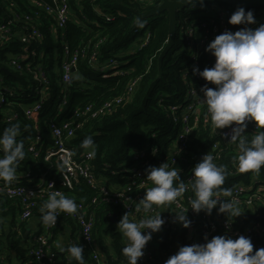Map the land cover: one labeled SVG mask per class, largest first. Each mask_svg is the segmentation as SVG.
<instances>
[{"label": "trees", "instance_id": "obj_1", "mask_svg": "<svg viewBox=\"0 0 264 264\" xmlns=\"http://www.w3.org/2000/svg\"><path fill=\"white\" fill-rule=\"evenodd\" d=\"M38 1L43 7L34 8L28 0H0V20L6 17L10 19L15 13L20 18L25 15L37 17L36 13L41 15L36 23L42 34V40L34 43L38 53L31 60L35 65L43 68L48 79L47 88L50 99L39 120L44 139L49 141L51 138V123L61 126L73 119V111L77 108L92 105L97 109L106 101L124 97L132 82L139 79L130 98L122 101L106 115L88 120L84 127L76 132L71 146L77 149L78 155H82L86 150L80 147L81 142L85 137L91 136L96 145V155L93 159L94 173L106 177H113L110 171H120L128 167L131 164L132 153L141 149L152 135H156L157 143L166 149L165 146L169 143L167 139L174 140L181 126L180 123L173 122L172 107H179L174 112L176 117L183 115L184 109L192 102L189 103L191 98L188 99L190 91H199L201 86L191 73L185 76L186 70L188 71L192 64L191 53L183 47L179 39V28L181 25H196L212 16L216 17L215 22H218L219 17L217 14L214 15L213 11L216 6L230 10L229 20L233 14L231 6L222 3L221 0H211L204 1L203 5L198 3L195 7L189 5L179 11L174 45L159 64V55L169 40L168 13L163 12L141 19L144 24L142 28L137 27L135 22L138 18L140 19V16L161 5L163 0H148V2L151 1L149 5L148 2L139 3L137 0H69L71 20L63 29L58 28L53 15L47 14L45 10L47 6L54 7V0ZM11 3L13 7H9ZM95 10H99L102 15H98ZM249 10L253 12L256 20V24L250 27L255 28L264 23V9H245L246 12ZM105 16L112 19L108 21ZM22 22L14 24L12 28L19 30ZM228 26L229 31L233 32L242 27L232 26L229 23ZM62 32L65 34L64 37L61 36ZM200 32L197 30V33ZM147 34H149L148 43L140 49L138 45ZM199 35L204 36L201 33ZM65 46L70 49V58L75 51H78L80 57L77 71L68 84L70 93L68 104L59 113L56 104L60 91L65 86L61 83L62 64L69 58L66 59L64 54ZM24 52V45L17 36L8 37L6 41L0 42V91L7 88L16 93L15 96L7 98L9 104L0 106V132L11 124L20 126V136L17 139L24 142L25 157L17 168V175H22L27 170L35 174L45 170L47 166L43 159L36 163L28 151L29 137L33 133V127L32 123L23 116L22 111L24 105L37 100V91L43 85L33 79V73L25 67V63L21 62L23 67L21 70H15L9 66L10 59ZM92 56H95L93 57L95 61H91ZM209 59H213V56L204 49L202 61ZM111 61H115V64H111ZM205 67L202 62L201 68ZM10 109L18 114V118L12 122L7 121ZM188 124L194 127V134L187 143V150L177 157L176 167L183 175L181 180L184 179L185 174H191V169L200 161L201 153L212 152L214 144L220 142L214 162L218 166H225L226 169L225 182L221 188L233 190L238 184L254 187V179H257L259 183L256 186L261 185L264 193V167L258 174L238 171L235 159L238 148L235 144L226 143L220 139V132L211 126L205 105L197 106V110L190 115ZM255 129V123L249 125L246 135L251 138ZM183 159H188V164ZM55 170L53 168V171ZM59 180H57L56 189L73 199L77 205L82 204L88 211L95 213L99 237L108 236L111 241L109 246H105L101 244L100 239L110 264H127L126 258L122 255L125 241L109 216L115 213L114 206L104 203L98 206L91 205L94 198L98 196V191L91 189L84 180L73 188L64 186ZM178 183L179 181L175 182L174 186ZM3 201L13 202L0 196V202ZM45 201H39L34 215L40 217L39 209ZM251 219L253 218L246 217L241 226L253 221ZM63 221L62 224H73L70 219L65 218ZM259 221L264 225V220ZM250 239L251 242L261 243L264 246V238L251 236ZM10 243L14 246L18 245V234L12 237ZM169 246L171 250L168 249L167 255H162L160 259L163 262L156 264H165V261L176 253V240L170 241L165 236L163 242L159 244V252ZM83 250L85 264H88L91 250L88 248ZM58 258L57 253L56 261ZM68 264H78V262L71 259Z\"/></svg>", "mask_w": 264, "mask_h": 264}, {"label": "built area", "instance_id": "obj_2", "mask_svg": "<svg viewBox=\"0 0 264 264\" xmlns=\"http://www.w3.org/2000/svg\"><path fill=\"white\" fill-rule=\"evenodd\" d=\"M28 1L34 8L43 7L42 3L38 0ZM137 1L139 3L148 2V0ZM150 3L151 1L147 4L149 5ZM9 7H13V4L11 3ZM231 9L233 10L232 7ZM45 10L47 14L53 15L59 29L65 28L67 23L71 20V6L69 0H54V7L47 6ZM95 11L98 15H102L99 10ZM213 11L214 15L217 14L219 17L218 22H215L216 17L212 16V18L210 17L208 20L202 21L196 25H181L179 28V39L183 47L188 49L191 53L190 57L192 64L188 71H186L185 76L188 73L193 75V66H198L202 71V62L206 67L210 68L213 66L214 57L208 61H202L204 58V49L215 36L229 30L228 16L230 10H225L216 6ZM36 14L37 17L25 15L20 18L19 15L15 13L10 19L6 17L0 20V42L6 41L8 37L17 36L19 41L24 45L25 52L22 55L10 59L9 66L15 70H21L23 69L21 62L25 63V67H27L29 71H32L33 79L43 85L39 87L37 91V100L24 105L22 111L23 116L32 123L33 127V133L29 137L28 151L31 153L36 163L43 159L47 166L45 170L35 174L27 170L24 174L17 175L16 180L8 184L0 181V196L15 202L19 206L20 221L25 222L34 216V211L39 206V201L47 200L51 191H59L56 189L58 179H60L59 181H61L64 186L69 188L79 185L80 182L84 180L91 189L98 191V196L94 198L91 205L98 206L104 203L105 205L109 204L114 206L115 213L109 214V216L111 219L115 216L117 223L121 217L128 212L130 219L139 220L146 214L143 211L136 212V206L139 200L144 196L147 188L152 186L151 182L146 180V169L150 166L158 167L164 163H167L170 168H177V157L187 150V143L194 134V127H190L188 124L190 115L197 110V106L204 105L200 102L198 96L202 97L200 89L206 82L198 75H194L201 86L199 91H190V97L188 99L191 98L189 103L192 102L184 109L183 115L176 117L174 112H176L179 107H172L173 122L175 124L180 123L181 126L174 140H170L171 138L167 139L169 143L165 146L166 149L160 147L157 143L156 135H152L151 139L148 140L141 149L132 153V158L130 159L131 164L128 167H124L120 171H110L113 177L96 175L93 165L94 158L88 157L86 151H84L82 155H78L77 149L71 146V141L75 138L76 132L84 127V124L88 120L106 115L113 108L120 105L122 101L130 98L137 87L139 79L132 82L126 96L106 101L97 109L92 105H88L84 108H77L73 111V119L65 122L61 126L51 123V138L49 141H46L44 139V134L40 130L39 120L46 103L50 99L47 88L48 79L43 68L35 65L34 61L31 60L33 57H36L38 53L34 47V43H39V41L42 40V34L36 23L41 15L38 13ZM105 18L108 21L112 19L108 16H105ZM18 22H22V27H20L19 30L13 29V25ZM197 30H200V33L204 34V36L199 35L200 33H197ZM64 35L65 34L62 32L61 36L64 37ZM148 39L149 34L146 35L138 47L141 49L145 46L148 43ZM63 48L67 59V57L71 55L70 49L67 46ZM79 57L78 51H75L72 58L69 57L62 64L61 83L65 86L61 89L59 100L56 104V109L59 113H61L68 104L70 96L68 84L72 81L73 74L77 71ZM93 57L95 56H92L91 61H95ZM92 64H94V62H92ZM111 64H115V61H111ZM74 69L75 71H73ZM209 86L214 87L210 84ZM7 93L8 96H6ZM15 95V92L7 88L0 91V106L8 103V99ZM17 118L18 114L10 109L7 121L12 122ZM197 120L198 118L196 117V121ZM252 124H254V122H249L248 126ZM229 131V128H225L224 131L220 132L219 136L223 142L229 143L224 135V133ZM219 143L220 142L214 144L212 152H210L214 158H216ZM208 153H201L199 159L201 160L203 155ZM183 160L188 164V159ZM62 163L64 164L63 169L58 167V165ZM53 168L56 170L53 171ZM108 169L110 168L108 167ZM179 175L181 179L183 177L181 171ZM22 178H24V181ZM190 178L191 174L184 175L183 181L186 185L189 184ZM258 183V180L254 179V187L238 184L232 190L233 197L239 201L242 215L235 218V220L233 218V222L230 220L229 222H232L231 224L227 222L226 216L218 214L215 208L211 215H206L204 212L197 214L189 209L187 217L191 221V225L189 228L185 229L179 223L174 222V216L176 212L190 208L189 200L194 194L189 187L176 202L157 208L158 212H162L161 216L165 220V223L159 232L153 234L151 241L156 240L160 244L163 242L165 236L168 237L170 241L175 239V250L177 252L182 246L194 243H205V237H207L208 240L218 235H226L233 239L238 238L240 235L248 238L251 236L264 238V225L259 221L264 220V193L261 185L258 187L256 186ZM221 198L231 199V197ZM89 211L82 204H78V209L75 214L69 215L61 213L57 217L55 226L50 228L47 227L45 233L36 237L35 246L28 252L30 261L26 264H55L57 253L51 242L53 231L64 222L63 219L65 218L67 220L70 219L77 226L81 246L91 250V258L88 264H110L108 254L99 248L96 239V215L92 211ZM246 217H252L253 219L251 220L253 221L245 226H241L242 221ZM252 244L253 252L260 248H264L261 243L252 242ZM168 249L171 250V247L169 246L167 249H163L159 252V247L155 248L152 244L147 243L144 249V256L138 261V264L162 263L163 260L160 259L162 255H167Z\"/></svg>", "mask_w": 264, "mask_h": 264}, {"label": "clouds", "instance_id": "obj_3", "mask_svg": "<svg viewBox=\"0 0 264 264\" xmlns=\"http://www.w3.org/2000/svg\"><path fill=\"white\" fill-rule=\"evenodd\" d=\"M172 2L176 6L195 7L198 3L203 5L204 0ZM135 23L137 27L144 26L139 18ZM228 23L242 27L235 32L226 30L215 36L205 48L214 57L213 66L205 67L202 71L198 66H193L192 73L206 82L200 89L202 97L198 98L206 106L212 128L230 129L224 135L229 143L238 148L235 157L238 171L258 174L264 167V23L255 28L250 27L256 24V20L253 12H246L243 7L234 11ZM209 84L214 87H209ZM249 122L256 125L251 138L246 135ZM19 136V124H11L0 132V181L6 184L16 180L17 168L25 157L24 142L17 139ZM80 147L86 150L88 157H95L96 145L91 136L85 137ZM214 159L210 152L203 155L191 169L187 185L180 179V169L170 168L167 163L146 169V180L152 186L147 188L135 209L146 215L135 220L129 218L128 212L117 224V230L125 241L122 255L127 264H138L144 256L146 244L165 223L162 212H158L157 208L176 202L189 187L194 194L189 200L190 208L176 212L174 216V222L183 228L187 229L191 225L187 217L189 209L197 214L204 212L211 215L215 208L218 214L226 216L229 224L242 215L232 189L221 188L225 182L226 169L223 165L218 166ZM58 167L63 169L64 164ZM176 181L179 183L174 186ZM77 209L78 205L73 199L60 191H51L39 209V220L43 226L50 228L56 225L61 213L71 215ZM205 241L180 247L165 264H264V248L253 252L251 239L243 235L235 239L226 235L214 236L210 240L205 237ZM60 252H67L70 259L85 264L84 250L80 244L60 247Z\"/></svg>", "mask_w": 264, "mask_h": 264}, {"label": "crops", "instance_id": "obj_4", "mask_svg": "<svg viewBox=\"0 0 264 264\" xmlns=\"http://www.w3.org/2000/svg\"><path fill=\"white\" fill-rule=\"evenodd\" d=\"M20 224L22 225L20 226ZM114 224L117 229V221ZM46 228L41 224L39 216L36 215L28 221L21 222L20 208L15 202H0V264L28 263L30 261L28 252L35 246L36 237L45 233ZM15 234H18L17 246L10 243ZM99 235L96 230L99 248L103 250L101 244L109 246L111 241L108 236L100 238ZM51 242L59 256L55 264H68L71 259L67 252H60V247L67 248L71 244L81 245L77 226L74 223L60 224L54 230Z\"/></svg>", "mask_w": 264, "mask_h": 264}, {"label": "water", "instance_id": "obj_5", "mask_svg": "<svg viewBox=\"0 0 264 264\" xmlns=\"http://www.w3.org/2000/svg\"><path fill=\"white\" fill-rule=\"evenodd\" d=\"M204 1H211V0H204ZM222 3H225L233 8V13L236 9L243 7L244 9L247 8H262L264 9V0H221ZM184 6H176L172 1L163 0V3L158 7L152 9L145 15L140 16V19L148 18L163 12H167L169 15V40L166 47L163 49L161 54L159 55L158 62L159 64L165 59V57L170 52L172 46L174 45L175 38H176V30H177V13L184 8ZM75 71V69L73 70ZM225 129H218L219 132L224 131ZM112 220L114 222L117 221L116 217L113 216Z\"/></svg>", "mask_w": 264, "mask_h": 264}, {"label": "rangeland", "instance_id": "obj_6", "mask_svg": "<svg viewBox=\"0 0 264 264\" xmlns=\"http://www.w3.org/2000/svg\"><path fill=\"white\" fill-rule=\"evenodd\" d=\"M150 244H152L155 248H158L159 247V242L154 240V241H149Z\"/></svg>", "mask_w": 264, "mask_h": 264}]
</instances>
